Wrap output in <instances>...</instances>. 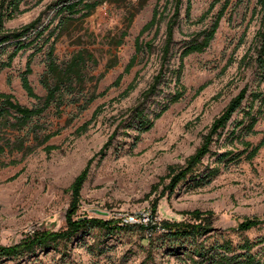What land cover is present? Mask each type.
I'll return each mask as SVG.
<instances>
[{"label":"rangeland","instance_id":"obj_1","mask_svg":"<svg viewBox=\"0 0 264 264\" xmlns=\"http://www.w3.org/2000/svg\"><path fill=\"white\" fill-rule=\"evenodd\" d=\"M60 1L24 0L20 6L23 12L4 23V28L9 31L21 28L39 16L40 28L50 23L36 42L17 54L9 68L0 71V93L11 94L20 105L27 108L40 105V101L30 98L23 90L20 76L29 57L50 32H53L50 42L31 61L29 82L35 95L39 98L46 95L42 79L54 39L53 57L57 65L65 67L75 56L83 54L85 68L83 81H76L72 91L65 90V103L59 113L52 105L21 130L10 125L14 122L11 116L0 120V144L23 140L26 147L34 148L27 154L6 148L0 154V245L16 244L34 230L64 229L71 202L70 186L88 163V176L80 192L75 216L120 221L123 228L108 235L92 230L44 252L37 250L19 258L2 259L0 264H185L182 259L167 254L164 247L156 248L153 260L146 261L148 242L144 239L155 240V246L160 245L158 223L186 220L187 216L182 213L194 210L212 214L211 224L215 230L206 243L228 240L239 245L244 240L264 241V224L247 232L236 230L244 219H264V113H257L255 133L244 136L252 147L263 142L252 160L246 159L251 149L244 152L236 139L241 129L236 124L241 120L248 121L245 113L249 101L243 102L221 135L214 139L209 154L193 175L200 179L214 167H218V173L202 184H194V180L187 178L172 192L166 188L168 167L185 164L199 147L213 120L245 85L249 87L247 97L256 88L254 69L244 71L239 68V60L264 19L263 12H257L251 19L255 0H230L209 48L183 60L181 83L186 88L183 98L155 120L153 127L141 135L132 150L133 133L130 130L123 132L119 127L118 136L103 156L97 153L118 123L128 117V110L137 103L159 67L158 49L149 55L140 53L135 66L123 76L120 85L110 87L135 54V40L150 21L157 0H105L90 15L80 17L77 14L70 18H67L68 14L56 12L62 6ZM190 1L191 21H196L213 0ZM164 4L165 0L159 1L160 11ZM221 4L222 1L200 24L185 21L183 5L180 28L174 34L177 53L172 59L173 68L178 67L179 53L190 35L208 28ZM165 22H161L155 39L157 48L164 38ZM123 33L125 36L122 37ZM153 36L154 28L140 39L149 41ZM34 37L35 33H31L26 41ZM13 49L14 46H10L0 50V65L7 61ZM135 76L136 89L126 98H120ZM48 81L53 84L52 78ZM104 91L103 96L96 97L80 110L91 95H100ZM171 92L172 85L152 103ZM257 108L258 104H255L253 114ZM95 110L98 113L88 130L76 136V129L90 120ZM54 131L60 133L47 144L57 146L56 150L47 153L43 146L36 147L37 140ZM228 152L230 156H223ZM236 153L242 154L240 158H231ZM16 174L17 178L6 181ZM130 216L140 223L125 225V219ZM141 224L156 225L158 230H143ZM149 233H152L151 237H148ZM88 237L94 238V243L89 246L90 259L76 251ZM252 252L264 264V242Z\"/></svg>","mask_w":264,"mask_h":264},{"label":"trees","instance_id":"obj_2","mask_svg":"<svg viewBox=\"0 0 264 264\" xmlns=\"http://www.w3.org/2000/svg\"><path fill=\"white\" fill-rule=\"evenodd\" d=\"M159 1L160 0H157L153 8L150 21L142 28L140 34L135 40V54L126 65L124 72L116 78L110 87H118L120 85L123 76L129 73L131 68L135 66L140 53L149 55L155 49H158L159 67L147 88L141 93L137 103L128 110V117L122 119L118 123L115 130L108 137L107 142L97 153L102 156L112 145L113 140L118 136L119 127H122L123 132L130 130L133 133V141L130 147V150H132L140 141L141 135L148 132L153 127L155 120L160 118L171 105L179 102L183 98L186 93V88L181 83L184 58L194 53H203L209 48L210 43L214 39L217 29L219 28L221 20L231 4L230 0H213L206 12H204L196 21H191L192 6L190 0H186L185 5L183 4V0H165L162 11H160ZM221 1L222 4L217 13L212 17L210 26L190 35V39L186 41L179 53L178 67L173 68L172 59L177 53L174 48V34L175 30L180 28L181 10L183 5L185 21L190 24H200L208 18L215 6ZM23 2L24 0H0V50H5L7 47L14 46V49L7 57V61L0 65V71L3 68H9L17 54L36 42V40L39 39L48 29L50 24L49 23L47 26L40 28L41 17L39 16L29 24H26L17 30H6L4 28L5 21L11 20L16 15L23 12L20 9ZM103 2H105V0H61L60 4H62V6L56 12L59 14H68L69 17L67 18L77 14H80V17H86ZM257 12L264 13V0H255V7L252 11L251 19H253ZM163 20H166L164 38L162 39L159 48H157L155 45V39L159 34L161 22ZM153 28V38L149 41H142L140 39L141 36L146 31ZM31 33H35V37L27 42L26 40L29 39ZM49 34L50 35L44 39L37 51L29 57L25 70L20 76L21 87L23 90L30 98L40 101V105L34 108H27L16 102L11 94L0 93V120L5 116H11L14 122L10 125L16 130H21L27 126L34 117L40 116L52 105L56 108V112L59 113L60 108L65 103V90L72 91L75 87L73 84L76 81H83L82 72L85 68L83 54L75 56L65 67H60L56 64L55 58L53 57L54 39L49 47L46 71L42 79V85L46 90V95L43 98H39L35 95L29 82V75L32 73L31 61L33 56L40 52L45 44L50 42L53 32H50ZM123 36H125V33L122 34V37ZM230 63L231 61L228 64ZM239 68H242L244 71L248 68L254 69L256 88L251 90L247 97L249 87L248 85H245L238 94L229 101L223 111L213 120L207 133L202 137L199 147L186 159L185 164L182 166L168 167L166 178L169 179V183L166 188L171 192L180 182L185 181L187 178L194 180V184H202L218 173V167H214L209 173H206L200 179H196L197 177L193 175L197 166L201 164L203 158L209 154L214 139L221 135L233 115L240 110L243 102L249 101L247 113H245L248 121L245 123L241 120L236 124V127L241 126L239 135H237L236 139H238L240 144L244 147V152L251 149L246 155V159L252 160L263 145L262 142L258 146L252 147L250 142L244 140V136L247 134L253 135L255 133L254 126L257 123V113H264V89H261V85L264 84V19L259 29L255 32L250 47L239 60ZM103 76L104 74H102V77ZM49 78L53 79V84L49 83ZM171 85L172 92L168 93L164 98L153 104V100L162 94L164 89H169ZM136 87L137 80L135 76L127 85L126 89L121 93L120 98H126L129 96ZM104 94L105 91L100 95H91L87 101H85L84 105L80 107V110L85 109L88 104L95 100L96 97L103 96ZM255 104H258V108L256 109V114H253L252 110ZM97 113L98 111L95 110L91 119L84 122L76 129V136H80L88 130L92 119L96 117ZM59 133L60 131L47 133L42 139L37 140L36 147L43 146V150L47 153L56 150L57 146L47 143L53 137L58 136ZM6 148L26 152L25 154L32 153L34 150V148L26 147L23 140H17L12 144H9V142L0 144V154H3ZM230 155V152L223 154V156L226 157ZM241 155L242 154L240 153H236L234 157L231 158L238 159ZM220 158L223 157L221 156ZM12 164H15V162ZM88 168L89 163L74 179L70 186L71 202L65 215V228L57 231L44 228L34 230L26 234V236L16 244L9 246L0 245V260L19 258L24 255L33 254L37 250L44 252L59 243H67L78 235H87L92 230H97L100 233L108 235L123 228L119 225L120 221L75 216L79 209L80 192L88 176ZM17 176L18 174L12 176L6 181L14 180ZM182 215L187 216V219L182 221L163 220L158 223L160 227L159 231H161L160 245L155 246V240L148 238L144 239L148 242L146 261L153 260V252L156 248L164 247L167 254L182 259L185 264H262L257 255L252 251L255 247L262 244L264 242L263 240L255 242L244 240L243 243L239 245H233V243L228 240L223 241L222 243L216 241L214 243H206V240L215 230L211 224L212 214L194 210L191 212H184ZM263 224L264 219L262 218H247L237 225L236 230L239 232H247L259 228ZM156 225L155 227H148V225L145 226L141 224L140 228L143 230L152 228L153 230L150 231H156L158 230L156 229ZM148 235V237H151L152 233H149ZM176 246L178 247L176 248Z\"/></svg>","mask_w":264,"mask_h":264},{"label":"clouds","instance_id":"obj_3","mask_svg":"<svg viewBox=\"0 0 264 264\" xmlns=\"http://www.w3.org/2000/svg\"><path fill=\"white\" fill-rule=\"evenodd\" d=\"M95 231V230H94ZM94 243L93 237H88L86 240V243L83 245H80L76 251L81 254L83 257L90 259L91 253L89 252V246Z\"/></svg>","mask_w":264,"mask_h":264},{"label":"built area","instance_id":"obj_4","mask_svg":"<svg viewBox=\"0 0 264 264\" xmlns=\"http://www.w3.org/2000/svg\"><path fill=\"white\" fill-rule=\"evenodd\" d=\"M140 223V221L139 220H136L134 217H127L126 219H125V224L126 225H130V224H135V223Z\"/></svg>","mask_w":264,"mask_h":264}]
</instances>
